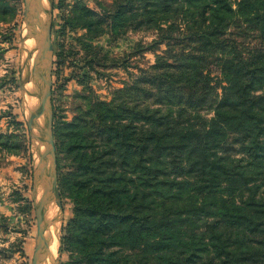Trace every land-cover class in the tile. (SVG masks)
Instances as JSON below:
<instances>
[{
    "label": "trees",
    "instance_id": "1",
    "mask_svg": "<svg viewBox=\"0 0 264 264\" xmlns=\"http://www.w3.org/2000/svg\"><path fill=\"white\" fill-rule=\"evenodd\" d=\"M126 1L157 34L129 56L155 62L112 100L53 123L73 203L61 242L75 264H264V0ZM82 11L100 34L103 16ZM126 11L117 5L115 33ZM100 58L82 59L93 69ZM8 116L0 151L17 152L23 122Z\"/></svg>",
    "mask_w": 264,
    "mask_h": 264
},
{
    "label": "rangeland",
    "instance_id": "2",
    "mask_svg": "<svg viewBox=\"0 0 264 264\" xmlns=\"http://www.w3.org/2000/svg\"><path fill=\"white\" fill-rule=\"evenodd\" d=\"M48 3L46 17L51 27L52 47L49 112L56 153L58 205L55 206L59 225L53 264H75L68 246L61 242L72 216L73 203L69 191L61 189L59 182L61 170H64L67 161L59 153L58 134L54 132L53 123L59 128L61 122H71L79 113L89 110L95 100L110 101L115 98L117 89L123 88L126 83L130 84L141 74L140 69L155 62V55L149 50L131 56L129 52L136 43L149 44L157 34L156 29H147L144 24H140L143 17L133 16L136 10L128 11L130 5L126 0H48ZM138 4L136 1L131 6L136 8ZM117 5L121 10L124 7L127 10L116 28H120L119 33L111 28L116 24L112 15ZM82 7L103 16L105 24H100V34L91 36L81 26ZM23 17V0H0V131L14 130L8 116V112H11L23 122L21 132L27 140L23 149L17 152L0 151V264H31L36 242L35 203L40 198L45 174L41 161L43 142L35 137L42 136L41 121L44 123L45 120H36L33 116L30 127L27 124L29 105L32 106L31 110L34 108L32 94L35 90L32 91L33 85L28 90L24 84L27 51L23 49ZM175 22L178 19L175 18ZM168 24L161 23V26L166 27ZM256 43L252 37L244 39V45L252 47ZM158 48L157 53H162L167 46L161 43ZM95 52L102 56L100 64L105 65L87 68L82 58L85 53L91 55ZM59 53L63 58L62 64H58ZM23 54L26 56L21 62ZM125 56L126 65H110L112 60H121ZM210 71L215 83L220 79L219 72L215 67H211ZM217 91L220 94V89ZM59 130L63 132L64 129Z\"/></svg>",
    "mask_w": 264,
    "mask_h": 264
},
{
    "label": "water",
    "instance_id": "3",
    "mask_svg": "<svg viewBox=\"0 0 264 264\" xmlns=\"http://www.w3.org/2000/svg\"><path fill=\"white\" fill-rule=\"evenodd\" d=\"M24 1V28L26 30V35L29 38L36 39L31 35L30 31L33 29H38L37 20H41L40 16L32 10V0H23ZM43 21V20H41ZM44 26L41 28L42 34V44L39 45L38 58L41 61V64L45 68L43 77L40 80V83L33 92L32 96L34 99V113L29 114L27 118V124L30 127L31 122L33 121V115L42 116L45 119V124L43 127L44 135L35 136L38 140H41L44 145V155L47 158V163L45 165V174L43 177V186L40 199L35 203V216H36V244L33 250V257L31 264H40L47 256V251L43 252V247L46 245L45 233L43 229V215H44V205L47 203V194L49 187H51L54 195L57 198L58 203V191L56 187V153L52 132V118L49 112V99H50V77L52 70V47L50 41V22L47 20ZM33 139V135H31ZM43 255V257H42ZM42 258V259H41Z\"/></svg>",
    "mask_w": 264,
    "mask_h": 264
},
{
    "label": "bare ground",
    "instance_id": "4",
    "mask_svg": "<svg viewBox=\"0 0 264 264\" xmlns=\"http://www.w3.org/2000/svg\"><path fill=\"white\" fill-rule=\"evenodd\" d=\"M48 0H32V10L36 12L41 18V20H37V25L39 26L38 29H33L30 31L31 35L36 39V41L33 40V38H29L25 33H24V39H23V49L27 51V56L26 54H23L22 56V61H24V70L26 74V82L24 83L25 86L29 89H31L33 85V90H36L41 78L43 77V74L45 72L44 66L41 64L40 59L38 58V50H39V45L42 44V34H41V28H43L44 25L43 22L45 23L47 21L46 13L48 11ZM50 5V4H49ZM25 29V28H24ZM26 32V30H24ZM39 60V63H37V59ZM31 94V93H30ZM31 107L29 105V114L34 113V108L31 110ZM34 119H43L44 117L38 116V115H33ZM45 120V119H44ZM41 121V120H40ZM41 123L44 124L41 121ZM44 135V130L43 134ZM40 153V151H39ZM41 161H42V168L45 173V165L47 163V158L44 155V145H42V154H41ZM40 175H41V167L39 166L38 168ZM39 175V176H40ZM41 178V176H40ZM38 184V183H37ZM40 184V183H39ZM39 187V185L37 186ZM41 188V187H40ZM37 190H39L37 188ZM42 192V191H41ZM41 196V194H40ZM40 199V198H39ZM55 204L58 205L57 203V198L54 195L51 187H49V191L47 194V203L44 205V215H43V229L45 233V241L46 245L43 247V252L47 251V256L41 262L40 264H53V257H55V252L57 250L58 246V229L57 227V210ZM59 221V220H58ZM36 244V242H35ZM43 257V255H42ZM42 259V258H41Z\"/></svg>",
    "mask_w": 264,
    "mask_h": 264
}]
</instances>
